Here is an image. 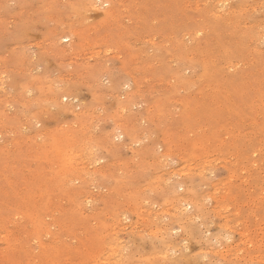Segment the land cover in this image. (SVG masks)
I'll use <instances>...</instances> for the list:
<instances>
[{"label":"rangeland","instance_id":"rangeland-1","mask_svg":"<svg viewBox=\"0 0 264 264\" xmlns=\"http://www.w3.org/2000/svg\"><path fill=\"white\" fill-rule=\"evenodd\" d=\"M0 169V264H264V0H0Z\"/></svg>","mask_w":264,"mask_h":264},{"label":"bare ground","instance_id":"bare-ground-1","mask_svg":"<svg viewBox=\"0 0 264 264\" xmlns=\"http://www.w3.org/2000/svg\"><path fill=\"white\" fill-rule=\"evenodd\" d=\"M227 1V0H226ZM196 8V7H195ZM25 45V44H24ZM252 48V47H251ZM112 49H113V47H112ZM66 51V50H65ZM127 53V52H126ZM108 65V64H107ZM28 67V66H27ZM30 71V70H29ZM82 73V72H81ZM66 74V73H65ZM120 74V73H119ZM61 77V76H60ZM63 77V76H62ZM73 79V78H72ZM95 82V81H94ZM141 84H142V82H141ZM54 87V86H53ZM121 88V87H120ZM26 92V91H25ZM104 94H105V92H104ZM145 95V94H144ZM148 97V96H147ZM62 101V100H61ZM29 103H31V102H29ZM74 106H75V104H74ZM96 107V106H95ZM99 109V108H98ZM59 116V115H58ZM98 117V116H97ZM101 118V117H100ZM117 121V120H116ZM107 122V121H106ZM89 144V143H88ZM130 144V143H129ZM1 170V169H0ZM252 176V175H251ZM250 176V177H251ZM259 178V177H258ZM245 186V185H244ZM264 195V194H263ZM259 197V196H258ZM90 201V200H89ZM257 201V200H256ZM252 205V204H251ZM232 206V205H231ZM244 217V216H243ZM229 221V220H228ZM255 223V222H254ZM264 224V223H263ZM258 226V225H257ZM228 228V227H227ZM113 230V229H112ZM139 231V230H138ZM227 238V237H226ZM171 242V241H170ZM219 242V241H218ZM167 244V243H166ZM263 244V243H262ZM230 246V245H229ZM172 247H174V246H172ZM187 247V246H186ZM225 248V247H224ZM225 250V249H224ZM199 253V252H198ZM201 255V254H200ZM261 255H263L262 253H261ZM256 259V258H255ZM221 260V259H220ZM255 262V261H254Z\"/></svg>","mask_w":264,"mask_h":264}]
</instances>
